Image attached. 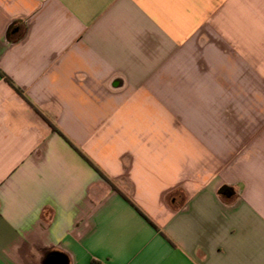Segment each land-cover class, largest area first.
I'll list each match as a JSON object with an SVG mask.
<instances>
[{"label": "crops", "instance_id": "crops-1", "mask_svg": "<svg viewBox=\"0 0 264 264\" xmlns=\"http://www.w3.org/2000/svg\"><path fill=\"white\" fill-rule=\"evenodd\" d=\"M0 69V264H264V0H0Z\"/></svg>", "mask_w": 264, "mask_h": 264}, {"label": "water", "instance_id": "water-1", "mask_svg": "<svg viewBox=\"0 0 264 264\" xmlns=\"http://www.w3.org/2000/svg\"><path fill=\"white\" fill-rule=\"evenodd\" d=\"M220 193H225L227 196L232 194V189L228 185H222L219 189ZM51 264H66L62 257H57V260Z\"/></svg>", "mask_w": 264, "mask_h": 264}, {"label": "trees", "instance_id": "trees-1", "mask_svg": "<svg viewBox=\"0 0 264 264\" xmlns=\"http://www.w3.org/2000/svg\"><path fill=\"white\" fill-rule=\"evenodd\" d=\"M10 29H11V28H10ZM10 29L8 30V34H9ZM21 36H22V33H20L16 38L12 39L13 42L16 41V40H18ZM0 76H1L2 78H4V80H5L6 82H8L9 84H11V85L13 86L12 81H11V80L5 75V73H3V71H2L1 69H0ZM14 88L16 89L17 92L20 93V89H19V88H17V87H14Z\"/></svg>", "mask_w": 264, "mask_h": 264}]
</instances>
